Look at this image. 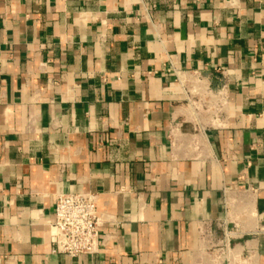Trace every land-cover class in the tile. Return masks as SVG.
<instances>
[{
  "label": "crops",
  "instance_id": "crops-1",
  "mask_svg": "<svg viewBox=\"0 0 264 264\" xmlns=\"http://www.w3.org/2000/svg\"><path fill=\"white\" fill-rule=\"evenodd\" d=\"M0 264H264V0H0Z\"/></svg>",
  "mask_w": 264,
  "mask_h": 264
},
{
  "label": "built area",
  "instance_id": "built-area-1",
  "mask_svg": "<svg viewBox=\"0 0 264 264\" xmlns=\"http://www.w3.org/2000/svg\"><path fill=\"white\" fill-rule=\"evenodd\" d=\"M102 224L97 214V197L91 193L57 196L53 221L49 225L52 253L77 258L99 252L98 231Z\"/></svg>",
  "mask_w": 264,
  "mask_h": 264
}]
</instances>
